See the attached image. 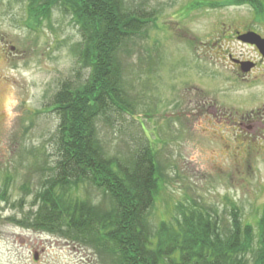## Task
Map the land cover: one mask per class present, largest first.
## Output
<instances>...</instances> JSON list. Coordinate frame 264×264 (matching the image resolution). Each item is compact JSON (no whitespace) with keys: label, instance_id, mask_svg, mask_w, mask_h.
<instances>
[{"label":"rangeland","instance_id":"374dc122","mask_svg":"<svg viewBox=\"0 0 264 264\" xmlns=\"http://www.w3.org/2000/svg\"><path fill=\"white\" fill-rule=\"evenodd\" d=\"M46 1L0 0V264H114L66 228L40 230L35 217V193L60 158L53 97L66 80L80 84L89 74L79 63L75 19L53 0L45 9ZM210 2L226 0H123L148 22L119 51L130 109L109 110L97 130L107 154L125 166L151 145L166 183L148 212L150 229L179 216L178 205L196 202L210 208L223 236L234 214L242 228L251 226L252 259L264 214V128L252 118L264 109V63L242 77L229 55L255 61L256 48L230 35L232 28L216 27H252L264 36V19L247 4ZM215 98L225 119L206 111ZM72 197L112 203L90 183Z\"/></svg>","mask_w":264,"mask_h":264},{"label":"trees","instance_id":"16d2710c","mask_svg":"<svg viewBox=\"0 0 264 264\" xmlns=\"http://www.w3.org/2000/svg\"><path fill=\"white\" fill-rule=\"evenodd\" d=\"M51 3L70 13L80 28L79 63L89 74L80 84L66 80L53 97V111L59 118L56 144L60 158L35 193L38 228L60 233L66 228L73 239L111 254L114 264H264V214L252 259L251 226L242 228L234 214L231 230L223 236L210 208L196 202L178 205L179 216L161 220L150 229L148 212L166 183L151 145L141 146L131 166H125L107 154L97 130L98 120L109 110L124 112L130 107L119 51L126 37L138 34L148 18L129 10L123 0ZM226 4H247L255 19H264V0H226L209 6ZM50 6L48 2L45 9ZM30 9L36 15L40 12L33 6ZM82 183L95 185L111 199V206L73 200L71 190Z\"/></svg>","mask_w":264,"mask_h":264},{"label":"flooded vegetation","instance_id":"af4514ba","mask_svg":"<svg viewBox=\"0 0 264 264\" xmlns=\"http://www.w3.org/2000/svg\"><path fill=\"white\" fill-rule=\"evenodd\" d=\"M216 28H232L231 29V34L230 35H233V36H235L238 40H239V42H241V40L239 39V36L240 35H242V34H244V33H246V32H248V31H254V30H252V29H250V28H252V27H241V26H237V25H228V26H226V25H223V26H220V27H216ZM238 28H248V29H245V30H240V29H238ZM256 32V31H255ZM258 33V32H257ZM223 39H226V36L225 35H222L221 36ZM262 37H264L263 35H262ZM242 44H245V45H248V46H251V47H253V48H256V51L258 52V54H259V59L258 60H255V61H250V60H243V59H239L238 57H236V56H233L231 53H230V59L232 60V62H233V66L238 70V71H240V75L243 77L244 76V78H245V75H250L251 73H253L254 71H256V70H258L259 68H261L260 66H261V64H263L264 63V56L260 53V51H259V49L257 48V46H255V45H253V44H250V43H246V42H241ZM245 61H250V63H252V67H251V70L250 71H248V72H244L243 71V65H242V63L243 62H245ZM241 72H244V73H246V74H244V73H241ZM217 107H218V104H217V99L215 98V99H213V101H211V103L208 105V106H206V111L209 113V112H212V114H213V116L214 117H218V118H220L221 120L222 119H225L226 118V116H225V113H223V112H221V115L219 114V110L217 109ZM220 107V106H219ZM252 114H255V115H252V118L254 117V116H256L259 120L258 121H254V123L256 124V125H260L259 127L260 128H264V109L262 110V111H260V110H257V111H252ZM234 122H235V120H234ZM236 124L237 123H239V124H241V125H243V123L241 122V121H237V122H235Z\"/></svg>","mask_w":264,"mask_h":264},{"label":"water","instance_id":"95a60500","mask_svg":"<svg viewBox=\"0 0 264 264\" xmlns=\"http://www.w3.org/2000/svg\"><path fill=\"white\" fill-rule=\"evenodd\" d=\"M239 39L243 42L253 44L257 46L260 53L264 56V37H262L259 33L255 31H248L239 36ZM243 71L248 72L251 70L252 63L250 62H243Z\"/></svg>","mask_w":264,"mask_h":264}]
</instances>
